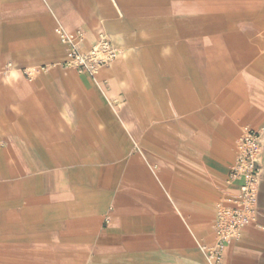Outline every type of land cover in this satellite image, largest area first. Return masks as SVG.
<instances>
[{"label":"crops","instance_id":"1","mask_svg":"<svg viewBox=\"0 0 264 264\" xmlns=\"http://www.w3.org/2000/svg\"><path fill=\"white\" fill-rule=\"evenodd\" d=\"M58 29L120 55L78 73ZM244 127L264 0H0V264H208ZM261 168L221 264H264Z\"/></svg>","mask_w":264,"mask_h":264},{"label":"built area","instance_id":"2","mask_svg":"<svg viewBox=\"0 0 264 264\" xmlns=\"http://www.w3.org/2000/svg\"><path fill=\"white\" fill-rule=\"evenodd\" d=\"M59 41L66 45L69 61L67 67L78 73L93 75L97 69L113 63L120 55L110 39L100 35L95 45L83 51L80 42L84 33L81 30L64 32L57 30ZM264 132L244 127L237 142L236 161L229 173L230 182L239 183V195L231 201V207L222 208L216 231L214 247L206 249L208 264H221L223 245L240 234L256 216L259 184L261 177V156L263 153Z\"/></svg>","mask_w":264,"mask_h":264}]
</instances>
